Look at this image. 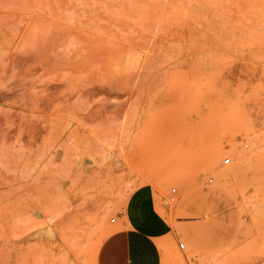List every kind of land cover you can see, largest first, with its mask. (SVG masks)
Here are the masks:
<instances>
[{"label": "rangeland", "instance_id": "374dc122", "mask_svg": "<svg viewBox=\"0 0 264 264\" xmlns=\"http://www.w3.org/2000/svg\"><path fill=\"white\" fill-rule=\"evenodd\" d=\"M2 151L0 264H264V0H0Z\"/></svg>", "mask_w": 264, "mask_h": 264}, {"label": "crops", "instance_id": "0c3cea01", "mask_svg": "<svg viewBox=\"0 0 264 264\" xmlns=\"http://www.w3.org/2000/svg\"><path fill=\"white\" fill-rule=\"evenodd\" d=\"M159 236L138 225L113 229L97 251L96 264H162Z\"/></svg>", "mask_w": 264, "mask_h": 264}, {"label": "bare ground", "instance_id": "6f19581e", "mask_svg": "<svg viewBox=\"0 0 264 264\" xmlns=\"http://www.w3.org/2000/svg\"><path fill=\"white\" fill-rule=\"evenodd\" d=\"M253 154H254V152H252ZM237 155H238V157L240 158V160L243 162V160L244 159H246V158H248L249 157V155L250 154H248L247 152H241V151H238L237 152ZM231 160V159H230ZM8 162V154L7 153H5V151H2L1 153H0V163H7ZM228 174L226 173V172H222L221 173V178H223V177H226ZM173 178H175V176L173 177L172 175L171 176H169V177H167V180L169 181V180H171V179H173ZM160 202V201H159ZM158 205H159V203H158ZM102 244V243H101ZM159 244H160V246H161V248H162V250L163 249H165V242L164 241H159ZM100 245V244H99ZM99 249V248H98Z\"/></svg>", "mask_w": 264, "mask_h": 264}, {"label": "built area", "instance_id": "2783aa9c", "mask_svg": "<svg viewBox=\"0 0 264 264\" xmlns=\"http://www.w3.org/2000/svg\"><path fill=\"white\" fill-rule=\"evenodd\" d=\"M229 162H230V158L228 157L225 159V163H229ZM113 221H115V219H113ZM184 246H185V243H180L181 248H184Z\"/></svg>", "mask_w": 264, "mask_h": 264}]
</instances>
